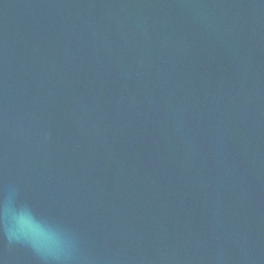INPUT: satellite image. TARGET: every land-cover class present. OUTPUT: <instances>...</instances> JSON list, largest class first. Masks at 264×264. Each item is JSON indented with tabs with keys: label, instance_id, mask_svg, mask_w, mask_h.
Here are the masks:
<instances>
[{
	"label": "water",
	"instance_id": "water-1",
	"mask_svg": "<svg viewBox=\"0 0 264 264\" xmlns=\"http://www.w3.org/2000/svg\"><path fill=\"white\" fill-rule=\"evenodd\" d=\"M0 264H264V0H0Z\"/></svg>",
	"mask_w": 264,
	"mask_h": 264
},
{
	"label": "clouds",
	"instance_id": "clouds-1",
	"mask_svg": "<svg viewBox=\"0 0 264 264\" xmlns=\"http://www.w3.org/2000/svg\"><path fill=\"white\" fill-rule=\"evenodd\" d=\"M0 229L10 243L23 242L30 245L38 253L57 259L58 254L49 246L53 235L46 223L31 210L10 206L5 202L0 211Z\"/></svg>",
	"mask_w": 264,
	"mask_h": 264
}]
</instances>
